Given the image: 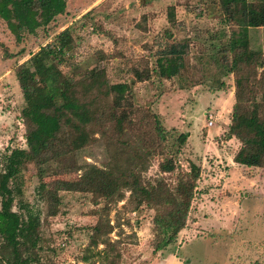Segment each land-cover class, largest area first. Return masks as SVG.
I'll list each match as a JSON object with an SVG mask.
<instances>
[{
	"label": "rangeland",
	"instance_id": "374dc122",
	"mask_svg": "<svg viewBox=\"0 0 264 264\" xmlns=\"http://www.w3.org/2000/svg\"><path fill=\"white\" fill-rule=\"evenodd\" d=\"M215 1L66 0L63 15L33 35L23 34L19 43L0 20V157L7 149L25 147L18 66L69 27L74 46L61 72L80 80L101 71L108 84L126 83L130 93L116 109L108 108L109 101H99L101 110L86 130L90 144L39 168L45 188H53L58 180H75L74 169L85 164L132 169L143 180L161 181L169 189L180 173L188 172V164L199 169L184 227L171 246L155 252L154 212L144 205L132 211L127 190L116 202L59 191L51 215L36 190V165L25 164L20 200L38 216L37 264H109L95 255L105 240L112 244L106 249L112 264H264V169L232 162L239 144L226 138V131L236 76L227 72L229 54L216 52L235 27L223 22ZM168 7L174 10L173 24L167 22ZM248 38L257 61L242 71V84L249 103L263 116L264 27L249 29ZM176 43H186L177 76L134 81V71L154 72L158 50ZM119 114L126 116L123 132L114 127ZM207 114L213 118L210 127ZM154 118L166 131L163 146H156L146 125ZM181 134L187 137L177 146L173 140ZM150 136L155 144L144 148ZM167 158L174 170L161 173L158 165ZM18 204L14 201L12 210L23 214ZM92 240L98 241L96 246Z\"/></svg>",
	"mask_w": 264,
	"mask_h": 264
},
{
	"label": "trees",
	"instance_id": "16d2710c",
	"mask_svg": "<svg viewBox=\"0 0 264 264\" xmlns=\"http://www.w3.org/2000/svg\"><path fill=\"white\" fill-rule=\"evenodd\" d=\"M215 2L223 22L235 27L227 35L223 47L216 52L222 57L225 53L229 54L227 72L236 76L234 103L226 131V138H234L239 144L232 162L239 166L264 169V115H259L254 105L249 103L242 84L245 80L242 71L257 61V54L249 49L248 30L264 27V1ZM65 8L66 0H0V20L14 41L19 43L23 34L33 35L37 29L45 28L55 17L63 15ZM167 22L174 23L172 7H168ZM70 33L69 27L58 32L17 68L24 102L19 116L24 127L25 147L7 149L0 157V264L38 263V216L27 210L23 206L26 204L22 205L20 200L21 175L27 163L37 167L39 183L36 190L47 202L46 208L51 215L55 213L59 191L86 193L94 199L116 202L121 199V191L125 189L129 192L128 201L132 211L144 205L154 212L151 221L153 251H163L171 246L184 227L199 175V169L191 163L188 164V172L180 173L171 189L161 181L155 180L153 184L143 180L132 169L121 171L114 165L107 168L92 164L78 166L74 169V173H78L75 180H58L51 189H46L40 180L39 168L90 144V134L86 130L95 120L96 112L101 110L100 100L109 101L108 108L116 109L123 105L126 95L130 93L126 83L108 84L101 71H91L86 77L82 75L80 80L65 76L61 67L66 65V55L74 46ZM185 50L186 43L170 44L159 49L154 72L134 71V81H146L151 75L164 80L177 76L183 68ZM238 73H241V77L237 76ZM125 119L124 114L114 119L118 132L125 131ZM146 125L152 129L156 146H163L166 131L159 121L154 118L152 123L147 122ZM186 137V134H181L173 141L177 146H182ZM146 140L149 143L144 142L147 145L144 148L154 146L151 136ZM158 168L161 173H170L174 170V164L167 158L159 163ZM14 201L25 209L23 214L12 210ZM107 228L109 232L111 227L107 225ZM96 242L92 240V246H96ZM101 243L103 248L95 255L101 262L112 264L106 251L112 244L106 240ZM82 259L88 263V258Z\"/></svg>",
	"mask_w": 264,
	"mask_h": 264
},
{
	"label": "built area",
	"instance_id": "2783aa9c",
	"mask_svg": "<svg viewBox=\"0 0 264 264\" xmlns=\"http://www.w3.org/2000/svg\"><path fill=\"white\" fill-rule=\"evenodd\" d=\"M206 118H207V123H206V126L207 127H210L212 125V115L211 114H207L206 115Z\"/></svg>",
	"mask_w": 264,
	"mask_h": 264
},
{
	"label": "crops",
	"instance_id": "0c3cea01",
	"mask_svg": "<svg viewBox=\"0 0 264 264\" xmlns=\"http://www.w3.org/2000/svg\"><path fill=\"white\" fill-rule=\"evenodd\" d=\"M237 166H239V165H237Z\"/></svg>",
	"mask_w": 264,
	"mask_h": 264
}]
</instances>
